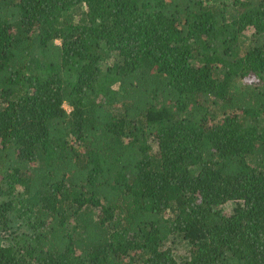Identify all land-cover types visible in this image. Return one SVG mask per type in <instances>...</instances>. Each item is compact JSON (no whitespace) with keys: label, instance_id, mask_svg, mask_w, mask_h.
Here are the masks:
<instances>
[{"label":"trees","instance_id":"16d2710c","mask_svg":"<svg viewBox=\"0 0 264 264\" xmlns=\"http://www.w3.org/2000/svg\"><path fill=\"white\" fill-rule=\"evenodd\" d=\"M176 236L264 264V0H0V264Z\"/></svg>","mask_w":264,"mask_h":264},{"label":"rangeland","instance_id":"374dc122","mask_svg":"<svg viewBox=\"0 0 264 264\" xmlns=\"http://www.w3.org/2000/svg\"><path fill=\"white\" fill-rule=\"evenodd\" d=\"M66 109L69 107L66 105ZM238 207L237 202H229L221 207L222 211L226 214H231ZM168 246L172 248L174 251L175 257L180 264L184 263L189 256L190 253V244L187 240H185L182 236L173 237L168 243Z\"/></svg>","mask_w":264,"mask_h":264}]
</instances>
